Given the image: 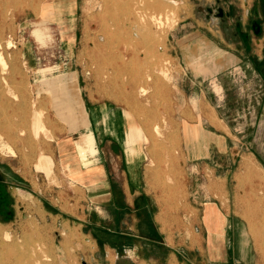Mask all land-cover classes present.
<instances>
[{"label":"rangeland","instance_id":"374dc122","mask_svg":"<svg viewBox=\"0 0 264 264\" xmlns=\"http://www.w3.org/2000/svg\"><path fill=\"white\" fill-rule=\"evenodd\" d=\"M217 6L228 7L202 0H0V52L7 62L0 61V167L10 173L13 200L11 217L0 215V264H109L84 236L92 229L84 222H99L101 214L65 180L56 150L58 141L76 137L91 136L94 147L91 123L99 108L127 116L124 142L129 148L137 142L143 186L175 241L174 264H264V48L246 53L236 42L246 37L226 38L227 19L218 17ZM253 11L257 43L264 0ZM205 26L223 49L237 48L241 61L231 73L202 81L186 51L204 50L195 31ZM35 27L46 29L43 41ZM178 90L192 108L202 105L205 92L209 114L173 116ZM213 113L222 124L208 120ZM200 139L207 158L195 162L187 151ZM115 144L104 160L118 169L124 149ZM238 192L246 196L240 206ZM205 198L224 203L220 261L208 250L220 231L219 214L201 213L197 205Z\"/></svg>","mask_w":264,"mask_h":264},{"label":"crops","instance_id":"0c3cea01","mask_svg":"<svg viewBox=\"0 0 264 264\" xmlns=\"http://www.w3.org/2000/svg\"><path fill=\"white\" fill-rule=\"evenodd\" d=\"M202 2L206 5H227L228 9L224 6L214 8L218 10L219 18L227 19V22L223 20L226 38H230V36H233V38L246 37L244 42L236 41L241 49L246 53H260L261 49L264 48V42L262 41L264 35L258 37V42L255 43V14L253 11L254 5L259 0H202ZM60 10L62 11V9ZM52 12L55 13L56 10ZM206 24L208 23L206 22ZM206 29L198 28L195 31L197 37L202 36L204 38L206 43L203 46L204 50L199 51L198 56H195L192 51H186L191 53V65L199 71V74H195L193 71L195 78H201L202 81L213 77L217 78L223 72L229 71L231 73V69L236 70L240 67L239 61H241L238 57L240 55L237 48H235L236 51L234 49L231 52L223 49L224 47L220 42H216L210 37L208 31H211V28L207 26ZM223 42L228 45L226 41ZM218 44H220V47ZM211 54H214V57ZM177 92L176 113L173 112V116L176 114L180 118H186L192 114V111L197 116H207L209 114L205 92L203 93L204 102L202 105L197 107L196 104L193 108L192 104L188 103L185 92H179V90ZM97 110L93 112L94 122L91 123L93 128L95 127V129H92L95 139L94 147L86 140H82L83 137H81V140H79V137L73 138V140L70 139V141L67 139L60 140L56 145L63 170L68 174V177H66L68 179L65 180L74 189L82 191L85 198L91 200V203L95 205L94 212L97 213L96 215L101 214L99 222H92V220L91 222L87 220L84 222L86 226L92 228L88 231L85 229L84 236L88 237L95 246L103 249V260L109 264H174L177 257L175 241L169 234L170 225H165L161 219L160 209L154 194L143 186L140 175L141 164L139 163L141 158L138 156L137 142L134 143L132 148L127 147L131 143L124 142V136L130 130L127 116L124 113L119 114V110H105L104 108ZM184 124L185 122L182 124V128H184ZM182 132L184 133V129ZM108 137L111 140L107 141ZM111 142L113 144L117 143L118 146L120 145L124 149V163L123 165L118 164V169L114 165V168H112L104 160L108 153L105 150L110 148ZM86 144H88V150L90 151L84 156L83 150L86 149ZM221 145H223V141H221ZM192 147L194 150L188 152L184 140L185 151L195 162L207 158L203 153V150L207 148L203 140L194 141ZM109 154L111 153L109 152ZM262 169L264 171V167ZM4 170L7 169L0 167L2 180L8 183L7 178L10 173ZM248 190L250 193V189ZM253 194L256 195L254 191ZM75 196L78 199V196ZM244 196L245 194L238 192L235 197L236 206H240L239 202L243 203L242 199L246 197ZM197 197H199V192L194 194V198ZM250 197L251 194L247 196V198ZM197 207L201 213H211L213 211L219 214L220 226L216 229H220V231L213 233L214 239L212 242H208V250L213 254L214 260L220 261L223 256L221 232L225 229L228 221L223 215L224 203L218 198L215 202L205 198L201 205H197ZM237 210L234 208L233 214L241 219ZM167 221L172 222L173 220L168 218ZM204 221H206V226L209 227L207 220Z\"/></svg>","mask_w":264,"mask_h":264},{"label":"bare ground","instance_id":"6f19581e","mask_svg":"<svg viewBox=\"0 0 264 264\" xmlns=\"http://www.w3.org/2000/svg\"><path fill=\"white\" fill-rule=\"evenodd\" d=\"M128 1V0H127ZM163 5V4H162ZM162 10H163V8H162ZM175 14V13H174ZM156 16L152 13L151 14V19L153 18H155ZM137 18H138V16H137ZM174 18V17H173ZM170 20H172V19H170ZM174 20V19H173ZM160 21V20H159ZM175 21V20H174ZM173 21V22H174ZM177 23V22H176ZM162 24V23H161ZM172 24V23H171ZM170 24V25H171ZM162 26V25H161ZM137 28V27H136ZM151 28V27H150ZM171 29V28H170ZM47 32H46V29H43V28H41V27H35L34 28V30H33V35L39 40V41H43V37L45 36L46 37V34ZM48 34V33H47ZM153 35V34H152ZM44 37V38H45ZM35 38V39H36ZM111 39V38H110ZM157 39V38H156ZM132 42V41H131ZM9 44V46L11 45V43L9 42L8 43ZM0 45H1V43H0ZM155 46V45H154ZM119 57H120V55H119ZM133 57V56H132ZM0 61L6 66V64H7V62H6V60H5V57H4V54H3V52H0ZM154 73V72H153ZM153 77V76H152ZM146 93V89H144L143 88V94H145ZM70 110H71V108H70ZM64 111L65 110H60L59 112L60 113H64ZM208 120H210V121H212L213 123H215V124H222V120L215 114V113H213L212 115H211V118H209ZM41 127H43V126H41ZM155 128H157L158 129V126L157 125H155ZM86 141L87 142H89V143H93V141H92V137L90 136V137H86ZM3 146H5V145H3ZM8 148V147H7ZM9 149L11 150V152H13L12 151V149L9 147ZM3 150V149H2ZM252 165V161L250 160V159H245V161H244V163H243V168L244 169H249V167ZM251 169V168H250ZM253 181H255L254 179H252ZM254 184L256 185V182H254ZM261 187H263V189H264V184L261 186ZM7 237V236H6ZM6 237H4V238H6ZM39 264V263H38Z\"/></svg>","mask_w":264,"mask_h":264},{"label":"trees","instance_id":"16d2710c","mask_svg":"<svg viewBox=\"0 0 264 264\" xmlns=\"http://www.w3.org/2000/svg\"><path fill=\"white\" fill-rule=\"evenodd\" d=\"M13 200L7 190L6 183L0 182V215L2 220H7L12 215Z\"/></svg>","mask_w":264,"mask_h":264},{"label":"flooded vegetation","instance_id":"af4514ba","mask_svg":"<svg viewBox=\"0 0 264 264\" xmlns=\"http://www.w3.org/2000/svg\"><path fill=\"white\" fill-rule=\"evenodd\" d=\"M0 182H3L2 177H1V173H0ZM3 183H5V182H3Z\"/></svg>","mask_w":264,"mask_h":264}]
</instances>
